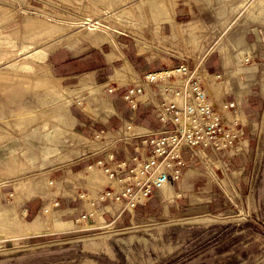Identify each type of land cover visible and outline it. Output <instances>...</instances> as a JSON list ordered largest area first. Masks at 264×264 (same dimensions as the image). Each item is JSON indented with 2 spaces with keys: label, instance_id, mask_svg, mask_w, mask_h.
<instances>
[{
  "label": "rangeland",
  "instance_id": "1",
  "mask_svg": "<svg viewBox=\"0 0 264 264\" xmlns=\"http://www.w3.org/2000/svg\"><path fill=\"white\" fill-rule=\"evenodd\" d=\"M175 70L231 148L179 150L166 215L97 204ZM0 264H264V0H0Z\"/></svg>",
  "mask_w": 264,
  "mask_h": 264
},
{
  "label": "built area",
  "instance_id": "2",
  "mask_svg": "<svg viewBox=\"0 0 264 264\" xmlns=\"http://www.w3.org/2000/svg\"><path fill=\"white\" fill-rule=\"evenodd\" d=\"M175 71L178 75L176 81L180 83V87H177V89L168 86L163 91L175 95L181 102L159 105L157 112L160 129L157 132L144 135L139 147L134 149L132 155H128L129 169L125 170L123 180L119 179L118 172L110 174V183L116 188H120H115L116 191L114 192H105L99 195L97 204L118 203L121 206L122 213H131L135 211L137 206L144 205L153 196V191L154 194L161 192L165 186L171 184L174 175L179 173L177 171L179 165L185 164L178 161L181 148H190L194 152V147L199 146L201 151L209 149L214 154L221 151V149L231 148V142L223 146L219 143L220 134L218 133L223 129L222 127L219 128L221 125L219 119H209L211 114L208 116L201 114L199 116L198 122L202 124L201 131L188 130L189 123L193 120L192 117H197V113L194 114V108L189 103H192L191 100L195 102L196 99L199 103L197 105H200L201 108L205 103V92L195 84L190 85L191 81L186 82L183 74L179 73L178 70ZM155 76L156 74H152L146 77L145 81L148 84H145V86L155 84L161 80H168L174 75ZM138 93L143 94L141 91ZM131 94L135 95L136 93L132 92ZM182 116L186 117V123L183 122ZM201 119L203 122H200ZM206 119L210 121H206ZM169 126H171V129H169ZM201 144L202 146H200ZM121 200L124 202L123 205Z\"/></svg>",
  "mask_w": 264,
  "mask_h": 264
},
{
  "label": "crops",
  "instance_id": "3",
  "mask_svg": "<svg viewBox=\"0 0 264 264\" xmlns=\"http://www.w3.org/2000/svg\"><path fill=\"white\" fill-rule=\"evenodd\" d=\"M194 175V174H193ZM193 177V176H192ZM192 177H190V178H186L184 181L182 180H179V181H177L178 182V187H179V189L181 190V191H184L186 188H187V182H188V180H190ZM168 191H169V193H168ZM163 192L164 193H167V194H169V196L167 197V199H166V201H165V205L163 206L164 207V211H165V215H166V213H167V208H168V205L171 203V202H174V199L175 198H177V197H179L178 195H176V194H174L173 193V191H172V189L168 186L165 190H163ZM120 209H121V207H120ZM106 211V210H105ZM108 212H111L112 214H114V209L113 208H111V206H109L108 207V210H107ZM120 212V211H119ZM119 212L118 213H116L117 215L116 216H118L119 215ZM100 215H98V219L100 220L101 219V216L99 217ZM102 221V220H101Z\"/></svg>",
  "mask_w": 264,
  "mask_h": 264
},
{
  "label": "bare ground",
  "instance_id": "4",
  "mask_svg": "<svg viewBox=\"0 0 264 264\" xmlns=\"http://www.w3.org/2000/svg\"><path fill=\"white\" fill-rule=\"evenodd\" d=\"M170 72V71H169ZM166 73V72H164L163 74L161 73V74H157L155 77H162V76H165V75H167V76H169V75H174V76H178L177 75V73H176V71H171L170 73ZM152 97V96H151ZM95 167V166H94ZM95 169H96V167H95ZM89 170H91V169H89ZM92 171V170H91ZM95 171V170H94ZM189 171V170H188ZM185 173H186V171L184 170V172H182V173H178V174H175L174 175V179L175 180H177V181H179V178H181V177H183V175H185ZM93 174H95V173H93ZM91 175H92V173H91ZM109 178V177H108ZM109 181H110V179H109ZM170 185V184H169ZM169 185H167V186H165L164 188H163V190H165ZM118 204V203H117ZM109 206H111V205H108V206H106V207H104L103 208V206L102 207H99L100 209L99 210H97L98 212H104L105 210L107 211L108 210V207ZM118 206H120V205H118ZM72 224V223H71Z\"/></svg>",
  "mask_w": 264,
  "mask_h": 264
}]
</instances>
